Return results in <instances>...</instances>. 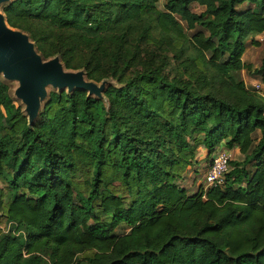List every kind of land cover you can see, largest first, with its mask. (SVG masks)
Masks as SVG:
<instances>
[{"label":"trees","instance_id":"obj_1","mask_svg":"<svg viewBox=\"0 0 264 264\" xmlns=\"http://www.w3.org/2000/svg\"><path fill=\"white\" fill-rule=\"evenodd\" d=\"M158 3L3 8L43 56L119 86L105 99L51 91L30 125L0 83V210L17 233L0 227V264H264V98L236 76L250 68L245 41L264 32V0ZM257 71L264 89V57ZM222 143L243 158L190 194L179 181L196 150Z\"/></svg>","mask_w":264,"mask_h":264},{"label":"water","instance_id":"obj_2","mask_svg":"<svg viewBox=\"0 0 264 264\" xmlns=\"http://www.w3.org/2000/svg\"><path fill=\"white\" fill-rule=\"evenodd\" d=\"M9 0H0L6 2ZM19 81L16 95L26 104L28 123H34L46 99L47 87L86 90L100 96L102 87L85 78L83 71H67L59 56L44 60L29 36L13 29L0 12V74Z\"/></svg>","mask_w":264,"mask_h":264},{"label":"rangeland","instance_id":"obj_3","mask_svg":"<svg viewBox=\"0 0 264 264\" xmlns=\"http://www.w3.org/2000/svg\"><path fill=\"white\" fill-rule=\"evenodd\" d=\"M12 1L13 0H9V1H6V2H0V12L5 15V13L3 12V8L5 6H7V4H9ZM166 2H167V0H159V3H158L159 7L160 8H163ZM249 6H251V5L248 4V3H244L242 5H239L237 8L239 10H243V9L249 7ZM191 9L194 12L201 13L204 10V7L203 6H200L197 3H192ZM5 18H6V15H5ZM179 21H180V27L184 31H186V24H185V22H183L181 20H179ZM10 27H12V26H10ZM12 28L13 29L20 30L23 33L27 34L29 36L30 40L32 41V43L35 45V49L42 56V58L44 60H49L50 58L55 57V56H49V57L43 56V54L41 53V51L38 49L37 43L33 39V37L30 34V32H28V31H26L24 29H21V28H16V27H12ZM198 29H200V27H197L196 28V30H198ZM189 32L191 33L193 31H189ZM179 46H181V43H180ZM179 46H178V48H180ZM150 50L148 52H144L143 53V61H148V59L150 57L149 55L151 54V51ZM190 53L191 52H185L182 55V57L180 58V60H183L186 57L189 58V56L191 55ZM56 56H59V55H56ZM168 56L170 58H172L173 57V53L172 52L171 53L169 52L168 53ZM263 57H264V32H262V33H255V34L250 35V37H248L247 40L245 41V50H244V53L242 55L243 62L245 64L249 65L250 68L249 69L248 68L243 69L236 76L239 77V78H241L243 80V82H244L245 87L247 88V90H249L252 93H256L259 96H261V97L264 98V89H263V87H262L261 90H257L256 89V85L257 84H260L259 80L257 79L258 78L257 68L259 67V65H260L261 60H262ZM60 59H61V57H60ZM62 64H63L64 68L67 71H80V70L83 71L84 72V75H85V78L87 80H89L87 78V76L85 74V71L83 69H68V68L65 67V65H64L63 62H62ZM177 64H178V61L177 60H173L171 62V64L167 67V69H169L170 72H172V74H175L177 72L174 69V67ZM188 74H191V73L189 72ZM188 74H186L185 76H188ZM207 76H208V78H211V74L207 73ZM196 78H197V75H196ZM89 81H93V80H89ZM93 82H95V81H93ZM0 83L3 84L4 86H6V88H7V95L9 97V99L15 104L16 107H19L24 112V114H26V111H25L26 104L23 102V100L21 98H19L16 95V90L19 87V81L7 79L1 73L0 74ZM95 83L99 87H102L101 95L98 97V96L93 95V94L92 95L89 94V93L88 94L91 95V96L98 97V98H103V99H105L104 94H105V91L107 89H109L112 86H119L118 81L116 79H114V78H103L101 81L95 82ZM209 89H210V86H207V87L204 88L205 91H207ZM57 90H65V91L68 92V89H66V88H64V89H58V88H55V87H53V86L50 85V86L47 87V95L51 91H57ZM47 98H48V96L43 101L42 106H41V110H42L43 105L46 102ZM37 118H39V114H38ZM220 146H218L212 152L213 157H214V154H216V153H218L220 151H227L230 154V161L231 160H241L243 158V156L237 150L236 151L234 150V151H232L230 153L226 148L225 149H222V148L220 149L219 148ZM202 154L203 153H200V152H198L196 150V155H195L196 157H195V160H194L195 163H193V164H191L190 166L187 167V169L183 173L182 179L179 181V185L186 187L188 189V191H189L190 194L191 193H195L197 191L199 185H201V184L202 185H205V183H206L205 182V175H206V172L208 171V167H209L210 162L208 164L209 157L208 158L207 157H204V156H202ZM198 159H199V161H198ZM198 164H200V165H198ZM247 168L250 171L253 170V167L251 165H248ZM0 188H6V184L1 179H0ZM0 227L5 232L12 229V231H14V233H16L15 227L14 226L12 227V224L9 221H5V217H4L3 210H0ZM128 231H129V228L126 225H121V226H119L117 228L116 233L118 235H122V234L127 233Z\"/></svg>","mask_w":264,"mask_h":264},{"label":"built area","instance_id":"obj_4","mask_svg":"<svg viewBox=\"0 0 264 264\" xmlns=\"http://www.w3.org/2000/svg\"><path fill=\"white\" fill-rule=\"evenodd\" d=\"M256 89L261 90L262 85L257 84ZM229 161L230 154L227 151H220L214 155L205 175V188L224 183V175L229 169Z\"/></svg>","mask_w":264,"mask_h":264},{"label":"crops","instance_id":"obj_5","mask_svg":"<svg viewBox=\"0 0 264 264\" xmlns=\"http://www.w3.org/2000/svg\"><path fill=\"white\" fill-rule=\"evenodd\" d=\"M220 149L222 148V149H225L226 147L224 146V144H221V146L219 147ZM227 149V148H226ZM230 153L232 152V151H238V149H231V150H229V149H227ZM198 152H200V153H203L202 154V156H204V157H209V159H208V164H209V162L211 161V159H212V157H213V154H210L209 153V151L206 149V148H204V147H199L198 148ZM239 152V151H238ZM200 155V154H199ZM215 155V154H214ZM198 157V156H197ZM200 157V156H199ZM198 161H199V159H198ZM207 164V165H208ZM198 165H200V164H198ZM197 165V166H198ZM201 169V168H200Z\"/></svg>","mask_w":264,"mask_h":264}]
</instances>
